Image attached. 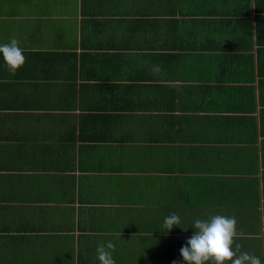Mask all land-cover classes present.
<instances>
[{
  "label": "crops",
  "instance_id": "crops-1",
  "mask_svg": "<svg viewBox=\"0 0 264 264\" xmlns=\"http://www.w3.org/2000/svg\"><path fill=\"white\" fill-rule=\"evenodd\" d=\"M14 37L26 62L13 75L0 54V264H100L108 241L116 264L174 259L191 232L164 218L186 228L204 194L264 261V0H0V44ZM219 116L231 137L216 149L197 135L224 134Z\"/></svg>",
  "mask_w": 264,
  "mask_h": 264
},
{
  "label": "clouds",
  "instance_id": "clouds-1",
  "mask_svg": "<svg viewBox=\"0 0 264 264\" xmlns=\"http://www.w3.org/2000/svg\"><path fill=\"white\" fill-rule=\"evenodd\" d=\"M19 44V40L15 37L8 43L0 44V54L8 71L13 75L26 62L23 49ZM150 70L153 75L164 74V69L158 64H153ZM174 226H180L185 231L188 229L181 226L177 214L171 213L164 218L163 227L166 231L163 232H170ZM191 228L194 232L180 249V255L185 264H264L259 256L241 251V245L236 243L242 233L237 231L235 216L215 214L209 215L207 219L197 218ZM115 248L112 241L97 246V259L100 264H116L113 258ZM172 264H179V262L173 260Z\"/></svg>",
  "mask_w": 264,
  "mask_h": 264
},
{
  "label": "trees",
  "instance_id": "trees-1",
  "mask_svg": "<svg viewBox=\"0 0 264 264\" xmlns=\"http://www.w3.org/2000/svg\"><path fill=\"white\" fill-rule=\"evenodd\" d=\"M147 106L148 105H146L145 107H147ZM221 120H223L222 127H223L224 134H218L216 137H215V134H211L210 135L211 137H208L207 136L205 139L203 138L204 134H198L197 135V140H204L206 143L215 142L216 149H217V146L218 145H219V147H221L222 146L221 144L225 143L226 141H229L230 140V137H231V133H230V131L226 127V125H227L226 117L219 116V117H217L215 119V122H220ZM181 134H182V132L180 130V132H179V134L177 135L176 138H178ZM214 151H216V150H214ZM208 152L209 153H214L213 150H210V148L208 149ZM233 153L235 154L234 150H233ZM228 156L230 157L232 155L231 154H228L227 157ZM221 163H222V165L224 167H232V166H230V164H232L234 162L227 158V161H221ZM237 163H239V162H237ZM261 164H262V167H264V163H261ZM237 166H234V167H237ZM240 167H241V163H240ZM255 167L250 168L249 169V170H251L250 172H253L255 170ZM250 184L251 185L254 184L255 187H259L256 182L253 183V182L250 181ZM246 194L247 193H245V195ZM242 199H244V197H242ZM246 199L247 198H245V200ZM182 201H183V198L181 197L180 202H182ZM186 201H188V199H186ZM190 201H191V205H192V209H191L192 211H191V214H190V221H189L190 223H188V219L186 220V228H188L190 230L191 234L190 235H185V236L177 237V239H176L177 244H176V249H175V253H174V259H169L167 257V250L166 249H164V248L163 249H160L159 248L158 258L147 259V260L144 261L145 263L152 262V263H157V264H172V261L173 260H176V261L179 262V264H185V262L183 261V258L180 255V249H181V247L183 245H185L186 239L188 237H190L192 235V233L194 232V229L191 228V226L193 225L194 221L197 218H202V216H200L199 208L196 209V207L199 206V205H200V207H202V206L205 205L207 211H209V213H207L208 215H215V214H217L216 211L214 210V207H212V206H215L214 205V202L212 201L211 197L208 196V195L206 196V194H204L203 197L201 196V198L191 197ZM216 201L218 202L219 199L216 198ZM188 229H187V231H188ZM162 251H164V252L162 253Z\"/></svg>",
  "mask_w": 264,
  "mask_h": 264
}]
</instances>
